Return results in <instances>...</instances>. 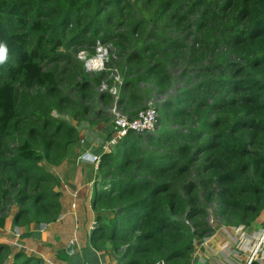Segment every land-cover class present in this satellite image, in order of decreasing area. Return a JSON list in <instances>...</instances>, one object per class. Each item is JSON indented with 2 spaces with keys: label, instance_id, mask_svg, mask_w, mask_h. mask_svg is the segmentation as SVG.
<instances>
[{
  "label": "trees",
  "instance_id": "obj_1",
  "mask_svg": "<svg viewBox=\"0 0 264 264\" xmlns=\"http://www.w3.org/2000/svg\"><path fill=\"white\" fill-rule=\"evenodd\" d=\"M141 1L150 28L130 0H0L9 48L0 66V228L13 206L22 237L56 222L59 183L40 164H61L77 141L72 124H107L113 105L134 118L146 109L142 86L162 96L180 68L182 85L156 110L168 128L129 132L101 155L89 244L120 264H191L195 243L217 226L248 228L264 214V0ZM97 41L119 61L116 98L95 99L110 67L89 75L77 58L81 49L94 56ZM0 264L43 263L0 244Z\"/></svg>",
  "mask_w": 264,
  "mask_h": 264
},
{
  "label": "crops",
  "instance_id": "obj_2",
  "mask_svg": "<svg viewBox=\"0 0 264 264\" xmlns=\"http://www.w3.org/2000/svg\"><path fill=\"white\" fill-rule=\"evenodd\" d=\"M74 126L77 141L68 148L61 164L49 170L59 183L55 189L60 195L58 220L43 226L31 225L25 230L29 235L22 237L23 229L13 224L17 210L12 211L0 228V244L22 251L43 264H120L117 256L89 244L96 226L95 217L99 215L92 210L91 199L102 181L98 165L88 157H101L111 124L81 121ZM191 264L200 263L193 257Z\"/></svg>",
  "mask_w": 264,
  "mask_h": 264
},
{
  "label": "rangeland",
  "instance_id": "obj_3",
  "mask_svg": "<svg viewBox=\"0 0 264 264\" xmlns=\"http://www.w3.org/2000/svg\"><path fill=\"white\" fill-rule=\"evenodd\" d=\"M1 8L2 3L0 2V11ZM130 8L131 11H133L134 15H136L137 17H144V19L149 22L148 28L152 26L149 12L142 5L141 0H130ZM101 44L105 46L110 45V47L108 48V59L104 63V69H106V67L110 68H108V70H105L109 73L108 78L106 80H103L99 87L95 88L96 101L97 94L102 92H109L116 98L117 89L115 86L120 84L121 82V78L119 77V69L116 66L119 61L115 56V51L112 44ZM78 59L83 62V65L85 64V60H81L80 58ZM86 59H88L87 53ZM111 61H113L114 63H112ZM84 69L89 75H93L102 71L95 70L89 72L85 67ZM179 70L180 68L171 70L173 76V84L171 85L170 89L162 96L157 95L150 85L142 86L144 97L146 100V108H154L158 111L159 104L174 95L175 90L182 85L177 78L179 76ZM110 80L114 82V84L111 86L108 85V81ZM115 111L116 109L114 105L111 108L107 107L105 109L106 114L110 117L111 124L115 116ZM52 116L56 119L64 120L69 124L72 123L71 117L68 115H60L56 112H53ZM167 128L168 126L166 124L160 126L157 123L153 134L156 135L161 129ZM40 165H42V167L46 169L47 172L51 173L49 171L51 169V166L45 164L44 162H42ZM15 210H17L15 206L11 207L8 216H10V213ZM103 214L104 216H106V218L112 217L109 212H104ZM209 221L211 224H214V217L210 215ZM193 257L197 259L200 264H250L251 261H257L264 264V214L260 215L257 220L253 222V224L248 228L240 227L234 229L217 226L213 236L195 243Z\"/></svg>",
  "mask_w": 264,
  "mask_h": 264
},
{
  "label": "built area",
  "instance_id": "obj_4",
  "mask_svg": "<svg viewBox=\"0 0 264 264\" xmlns=\"http://www.w3.org/2000/svg\"><path fill=\"white\" fill-rule=\"evenodd\" d=\"M95 55L96 54H94V56ZM103 69L104 65L102 69H100L99 66H97L96 69H93L92 65H89L87 71H103ZM157 119L158 113L154 108H146L145 110L140 111L134 118H128L126 115L115 111V116L111 124L112 133L109 139L102 145V152L112 153L116 144L129 132L139 135L153 132L157 124ZM90 161L93 164L98 165L100 158L96 156L94 159H90Z\"/></svg>",
  "mask_w": 264,
  "mask_h": 264
},
{
  "label": "clouds",
  "instance_id": "obj_5",
  "mask_svg": "<svg viewBox=\"0 0 264 264\" xmlns=\"http://www.w3.org/2000/svg\"><path fill=\"white\" fill-rule=\"evenodd\" d=\"M110 45H102L100 41L96 42L97 53L95 56L86 59V49H81L78 53V58L85 60L84 67L88 69L89 65H92L93 69L99 66L100 69L103 68L104 63L108 59V48ZM9 61V48L6 41L0 42V66L7 64ZM89 159H94V157H88Z\"/></svg>",
  "mask_w": 264,
  "mask_h": 264
}]
</instances>
